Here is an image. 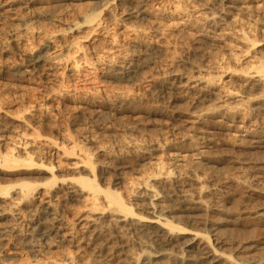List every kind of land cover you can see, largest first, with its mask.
I'll list each match as a JSON object with an SVG mask.
<instances>
[{
    "label": "bare ground",
    "instance_id": "bare-ground-1",
    "mask_svg": "<svg viewBox=\"0 0 264 264\" xmlns=\"http://www.w3.org/2000/svg\"><path fill=\"white\" fill-rule=\"evenodd\" d=\"M62 1L0 0V16L16 4L28 13L0 46L15 56L0 65V76L25 87L14 110L0 105V249L12 245L10 264H264V161L226 155L231 164L224 168L221 150L207 147L209 128L218 127L232 148H264L257 118L264 112V58L250 35L253 8L264 0H219L216 7L211 0H92L68 27L102 35L108 45L93 60L85 52L92 43L32 25ZM165 19L193 30L200 42L208 31L218 41L237 27L250 54L244 69L233 57L230 70L246 94L225 83L224 71L203 72L193 61L143 75L157 49L138 39L147 29L133 23ZM119 33L127 37L123 44ZM40 34L35 48L21 45L22 35ZM122 45L140 52L121 55ZM100 64L110 82L147 79L155 101L126 91L96 97L67 90L65 81H75L82 65ZM177 91L188 106L158 100ZM144 114L154 116L150 123ZM64 118L75 132L61 128ZM78 119L112 142L88 146L95 137ZM146 132L149 140L136 138ZM60 198L82 210L64 214ZM57 244L63 250L53 252Z\"/></svg>",
    "mask_w": 264,
    "mask_h": 264
},
{
    "label": "rangeland",
    "instance_id": "rangeland-1",
    "mask_svg": "<svg viewBox=\"0 0 264 264\" xmlns=\"http://www.w3.org/2000/svg\"><path fill=\"white\" fill-rule=\"evenodd\" d=\"M214 4L213 6H219V0H211ZM252 1V0H247ZM260 1V0H254ZM92 2V0H67L62 2H57L50 7V18L46 17L42 20L33 22L32 25L37 27L42 33L49 34H58L63 33L68 41H82L84 43H92L90 47L87 48L86 53L88 58L94 59L95 56L102 54V51L106 49L108 43L102 37L101 34H95L94 32H87L85 27H81L78 30H71L68 27V23L75 20L79 12L85 10L87 5ZM260 6L254 7L252 12V17H254V22H251L252 29L250 32L251 37H253L258 44L257 49L260 50L261 56L264 58V3L261 1ZM40 5L35 4L32 7L35 10L40 9ZM14 9L8 10L4 13L3 16H0V46L4 44L10 35L13 33L12 29L17 27L20 22H22L28 15L25 13L26 10L20 8L17 4L11 6ZM190 11V10H188ZM195 15L192 14V18ZM244 20V19H243ZM158 25L154 22L149 23L147 21H140L133 23L137 28H146V32L142 33L138 39H141L145 42H150L157 51L152 54L154 66L151 70L146 68L143 75H148L149 72H154L155 76H162L164 73L171 67L172 63L175 60H178V69H184L187 67L188 61H193L199 65V68L203 72H214L215 70H222V79L225 83L231 88H236L238 94H246L244 92V86H240L234 74H232L230 68L233 66V57L237 58L240 62L237 68L244 69L247 66L249 60L250 52H246L242 44L237 40L239 39V33L236 31L237 27L234 28V24L225 26L227 28H234L229 31L228 35L223 37L221 40L212 41V32H207V38L200 42L197 39L198 34L193 30L180 31L177 27L171 26L169 20ZM168 21V22H167ZM250 21V20H249ZM103 24V23H102ZM250 24V22H249ZM152 26L151 28H147ZM22 29L16 31V33H21ZM163 34H158V33ZM22 34V33H21ZM42 36L40 34L35 37H30L28 35H22L21 45L25 47L35 48L39 38ZM127 37L124 34L119 33L117 41L120 44H123L126 41ZM212 39V38H211ZM230 40V42L225 43V41ZM196 49H202L204 54H198L199 52ZM121 55H129L130 53L138 54L140 51L135 49L133 51L130 48L122 45L119 47L118 51ZM15 60V56L11 53L0 52V65L10 64ZM102 65H98L95 70H90L89 65H82L79 73L75 78V81L68 82L65 81V86L67 90L73 93H84L89 95H94L96 97H102L104 94H112L114 91H126L128 93H134L138 95H143L146 97L145 100L155 101V96L149 94V83L147 79H140V81L130 82V83H120V82H110L101 77V68ZM22 85L19 84L11 76H0V105L3 108L14 110L17 107L16 100L14 98L16 93L23 90ZM69 92V93H70ZM176 99V100H174ZM162 103H167L168 101H173L177 106L186 107L189 105L188 98L186 95H183V92H163L161 93L160 98L158 99ZM64 117H71V115ZM154 116L147 117V114H144V120L146 123H150V119ZM261 125L264 127V112L259 113L257 116ZM82 119H78V127L87 131L88 134L94 135V141L88 143V146L96 148L100 144H109L112 142V137L105 135L104 133H94L97 132L94 130V127L83 123ZM61 128L68 130L69 132H75L69 123L64 120L61 123ZM209 134L211 135V140L209 142V150L216 151L221 150V157L228 155L231 157V160H235V154L240 155L241 157H246V161L251 163H260L264 161V148L257 147V145H250L249 142H245L242 145H238L236 148H232L227 143L228 133L225 130H221L218 127L209 128ZM136 138L141 140H149V133H143L137 135ZM81 142L83 141L79 138ZM95 151V149H94ZM232 151L234 153H232ZM227 157L221 158V164L219 166L229 167L231 160ZM233 171V170H232ZM31 181H35L31 179ZM1 182V181H0ZM253 204H257L255 201ZM60 209L64 214L72 215L76 210H82L78 208L76 202L66 201L64 198L59 200ZM2 221V220H0ZM57 245L51 246L53 252H60L63 249L57 248ZM12 245L7 244L5 247L0 249V264H10L9 252L11 251ZM91 255L92 252L86 253ZM22 257H25V253L21 252ZM99 256H103L100 253Z\"/></svg>",
    "mask_w": 264,
    "mask_h": 264
}]
</instances>
